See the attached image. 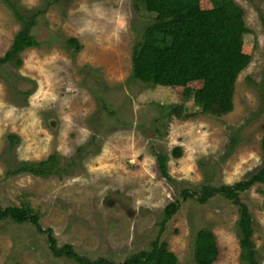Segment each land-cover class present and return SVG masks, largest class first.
I'll return each mask as SVG.
<instances>
[{
	"label": "rangeland",
	"instance_id": "obj_1",
	"mask_svg": "<svg viewBox=\"0 0 264 264\" xmlns=\"http://www.w3.org/2000/svg\"><path fill=\"white\" fill-rule=\"evenodd\" d=\"M9 1L35 13L37 44L21 51L19 65H0V205L27 204L58 247L68 244L89 261L122 263L158 239L176 264H196L195 236L207 229L218 248L211 264H247L237 207L220 194L183 200L181 191L232 185L264 167V0H235L248 29L241 39L254 50L223 115L202 111L191 96L179 106L170 88L132 74L135 43L154 19L139 0ZM19 26L0 0V57ZM51 154L56 172L15 171ZM239 199L252 216L254 258L264 264V183ZM174 201L177 210L161 226ZM47 235L31 222L0 221V264H79L52 255Z\"/></svg>",
	"mask_w": 264,
	"mask_h": 264
},
{
	"label": "trees",
	"instance_id": "obj_2",
	"mask_svg": "<svg viewBox=\"0 0 264 264\" xmlns=\"http://www.w3.org/2000/svg\"><path fill=\"white\" fill-rule=\"evenodd\" d=\"M13 9V16L20 26L15 32L9 49L0 57V65L21 63L20 53L25 48L35 46L36 39L31 32L35 13L18 10L16 3L5 0ZM57 1V0H53ZM145 10L154 14L153 21L144 29L135 43L131 56L132 74L143 82L170 88L179 106L191 96L202 111H211L223 115L233 107L232 97L238 74L249 64L254 45L244 43L242 34L247 32L243 19V9L235 0H139ZM27 14V15H25ZM68 46L79 51L80 44L75 38L67 40ZM8 139H17L8 135ZM264 140V139H263ZM264 148V141H262ZM81 151V148H78ZM179 147L172 154L179 156ZM165 156L156 154L157 168L160 174L169 178ZM56 155L51 154L45 160L21 162L17 172H29L37 176H46L60 169ZM256 182L264 183V167L249 178L232 185L212 187L202 185L198 190L182 189L183 200L195 197L204 202L210 196L220 194L237 207L239 229V257L247 264H258L254 258L251 235L252 216L247 206L239 199V192ZM178 202L168 203L163 210V223L175 213ZM9 219L15 223L31 222L38 232L48 233L47 240L52 255L73 259L79 264H115L99 257L89 261L76 254L70 245L60 247L50 229L43 230L37 215L22 203L19 206L0 205V221ZM218 254L215 235L200 229L195 236L194 261L196 264H211ZM175 254L168 250L165 242L155 239L149 250L133 253L122 263L117 264H176ZM18 264V263H15Z\"/></svg>",
	"mask_w": 264,
	"mask_h": 264
}]
</instances>
